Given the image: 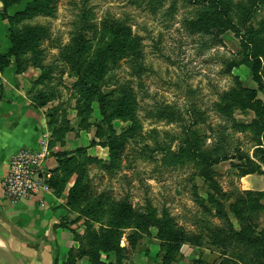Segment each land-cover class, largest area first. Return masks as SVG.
I'll return each mask as SVG.
<instances>
[{
  "label": "rangeland",
  "instance_id": "obj_1",
  "mask_svg": "<svg viewBox=\"0 0 264 264\" xmlns=\"http://www.w3.org/2000/svg\"><path fill=\"white\" fill-rule=\"evenodd\" d=\"M1 1L0 43L6 52L11 22L3 16H14L33 0H20L10 8H4ZM84 7L99 28L103 21L122 20L138 43L126 58L112 66L108 75L106 91L116 93L120 85H125L135 97L134 110L113 122L115 137L123 141L121 156L115 163L110 150L102 146L110 133L102 123L98 104L88 102L66 59ZM191 13V7L167 0H87V4L85 0H59L53 16H38L24 23L42 26L45 34L21 59L12 58L9 68L27 89L25 98L45 120L40 139L46 135L49 140V169L58 168L63 177H68L66 196L84 168L82 177L89 188V201L70 206L63 223L76 226L73 230L84 237L106 223L109 210L118 202L127 200L134 217L167 215L177 228L195 238L183 244L173 264H222L229 252L214 245L212 231L228 225L235 231L243 229L246 224L236 218L230 205L237 191L264 190V176L240 178L233 167L240 163V155L245 162H258L253 134L245 128L254 114L240 107L222 114L217 107L221 96L232 89H256L257 85L244 66L227 71V62L237 58L239 40L229 34L221 44L210 48L208 38L185 30L183 21L192 17ZM91 43L95 49L98 38ZM259 98L264 100V93ZM41 102L45 105L40 106ZM197 120L199 125L193 124ZM231 120L243 124V130L234 129ZM191 130H197L207 146L216 137L215 142L223 143L227 147L224 150L234 156L213 168L217 189L208 186L200 176V167L182 153ZM194 193L203 204L196 201ZM208 193L222 205L220 211L209 202ZM103 194L106 201L94 212L105 209L100 216L85 215L84 209ZM250 220L253 228L264 229V214H251ZM136 227L133 222L124 231L120 246L127 252L122 263L162 264L157 230L153 226Z\"/></svg>",
  "mask_w": 264,
  "mask_h": 264
},
{
  "label": "trees",
  "instance_id": "obj_2",
  "mask_svg": "<svg viewBox=\"0 0 264 264\" xmlns=\"http://www.w3.org/2000/svg\"><path fill=\"white\" fill-rule=\"evenodd\" d=\"M59 0H33L26 8L17 12L14 16L6 17L11 22L10 47L6 52H0V72L3 73L11 65V59H21L28 50L42 40L45 30L39 25L24 24L38 16H53ZM174 5L179 2L192 8V17L183 21L186 31L192 35H199L210 40V48L222 43V39L233 34L239 40V52L236 59L227 62V71L232 72L242 66L248 68L256 89L239 86L236 89L223 94L218 112L228 114L229 109L240 107L250 110L254 114L251 123L245 126L253 134L256 143L255 158L257 163L247 160L240 155V163L234 164L240 178L252 174L264 176V100L259 98L264 93V0H167ZM4 8H10L20 3V0H2ZM87 4V0H85ZM80 26L72 34V47L66 57L78 77L82 91L86 94L89 103H97L101 112L102 123L108 127L109 136L103 143V147L111 152L112 162L115 163L121 156L123 141L116 138L113 122L116 118H123L132 112L135 97L125 85H120L119 92L106 91L108 75L113 65L133 51L137 41L133 37L132 29L119 19H109L100 24V28L88 18L86 8L80 10ZM258 22L256 19L260 17ZM99 29V30H97ZM98 33V34H97ZM98 38V46H92V40ZM114 97L112 98V95ZM85 96V97H86ZM4 97V88L0 80V102ZM228 103L222 108L223 103ZM45 105L44 102L39 103ZM218 105V104H217ZM198 117H202L201 114ZM231 119V118H230ZM204 122L203 119H200ZM233 122L234 129L243 130V124ZM199 125V121L193 123ZM238 127V128H237ZM185 141L186 147L182 150L184 156L188 157L201 169L200 176L211 189H217L213 180V168L234 159L229 150H224L225 145L220 144L216 137L212 145L207 146L205 138H200L196 130H191ZM99 145V143H98ZM222 147V149L220 148ZM227 148V147H225ZM84 152V151H83ZM55 156L63 154L55 153ZM59 161L60 158H58ZM83 167L75 185L67 192V208L89 201V188L83 183ZM62 171V170H61ZM63 172V171H62ZM52 178L49 180L51 189L64 191V185L68 177H63L59 169L52 170ZM221 193V191L219 190ZM196 196V193H194ZM105 194L94 201L93 206L89 204L83 213L87 216L100 214L106 201ZM209 202L221 210L222 205L215 199L213 194L208 193ZM105 199V200H104ZM196 201L203 204L199 197ZM264 190L262 191H237L235 202L230 205L231 212L243 224L240 231H235L232 225L228 227L215 228L211 238L214 245L222 248L225 253L229 252L222 264H264V229L253 228L250 224V215L255 213L264 214ZM133 222L139 228L142 225L153 226L157 230V238L160 240L162 264H173L180 254L184 243L190 242L194 237L187 235L177 228L174 220L164 215L156 218L154 213L147 216L142 215L140 219L133 215L131 205L127 200H122L109 210L106 223L98 230H91L86 236H80L73 230L74 239L79 243L77 249L69 252V258L64 264H76L83 258H88L90 264H123L122 261L127 252L121 247V239L124 231L132 227ZM61 225L66 227L65 222ZM71 225V224H70ZM237 246L239 249H237ZM103 255L106 256L103 259ZM114 260H111L113 259ZM57 264V262L55 263ZM197 264H202L197 262Z\"/></svg>",
  "mask_w": 264,
  "mask_h": 264
},
{
  "label": "crops",
  "instance_id": "obj_3",
  "mask_svg": "<svg viewBox=\"0 0 264 264\" xmlns=\"http://www.w3.org/2000/svg\"><path fill=\"white\" fill-rule=\"evenodd\" d=\"M0 50L4 52L1 43ZM17 78L12 68L0 72L4 88L0 102V264H64L69 252L78 248L73 234L76 226L61 225L68 214L66 193L52 188L12 203L3 192L10 159L22 149L37 147L45 128L44 118L25 98L27 89ZM76 264L90 263L83 258Z\"/></svg>",
  "mask_w": 264,
  "mask_h": 264
},
{
  "label": "built area",
  "instance_id": "obj_4",
  "mask_svg": "<svg viewBox=\"0 0 264 264\" xmlns=\"http://www.w3.org/2000/svg\"><path fill=\"white\" fill-rule=\"evenodd\" d=\"M49 156V140L45 135L37 147L22 149L10 159L9 171L2 183L9 201L18 203L51 191L49 180L53 174L48 167Z\"/></svg>",
  "mask_w": 264,
  "mask_h": 264
}]
</instances>
